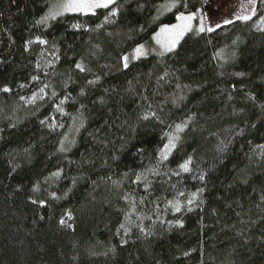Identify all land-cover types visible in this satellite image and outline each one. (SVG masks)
Returning <instances> with one entry per match:
<instances>
[{"label": "trees", "instance_id": "1", "mask_svg": "<svg viewBox=\"0 0 264 264\" xmlns=\"http://www.w3.org/2000/svg\"><path fill=\"white\" fill-rule=\"evenodd\" d=\"M217 1L0 0V264H264V0L123 63Z\"/></svg>", "mask_w": 264, "mask_h": 264}, {"label": "snow or ice", "instance_id": "2", "mask_svg": "<svg viewBox=\"0 0 264 264\" xmlns=\"http://www.w3.org/2000/svg\"><path fill=\"white\" fill-rule=\"evenodd\" d=\"M115 3V0H64V2L56 7H58L59 10H52L50 9L49 13L45 16L42 17L40 21H38V23H44L46 22L49 18L51 19H56L57 16L63 15L64 13H80V14H93L95 15V11L97 9H107L109 8L111 5H113ZM178 3V0H173V2L169 5H166L165 7L168 8V10H171V8L176 7ZM185 7H187V4L184 5ZM117 9H112L110 12V15L112 16H116L117 15ZM255 14L254 10H253V15ZM197 18V13H189L188 15H185L184 13H180L176 19L177 21H179L180 23L174 24V25H165L164 27H162L160 29V33H157L155 39H157V42H159V36L163 33H169L170 34V39L168 40V42L165 44V50L166 51H172L176 45L179 43V41L183 38V36L185 35V33L192 31V21L194 19ZM241 19H251V16H243L240 17ZM105 20L107 22V17H105ZM229 21H226V23ZM262 22H264V18H262ZM73 27H80L79 25H73ZM99 27V25H98ZM205 30L204 26H203V19H201V26L199 27L198 31L199 32H203ZM208 31H212L211 28H208ZM40 43H47L44 40H40ZM137 55H143V45H140L137 47V49L135 50ZM127 57H124V60L127 61ZM125 67H127V63H125ZM77 68H81V65L77 64ZM81 70H83L81 68ZM35 79V78H34ZM4 91H9V89L5 88ZM41 92H43V89H41ZM21 99H24L23 97ZM35 96L32 98V100L34 101ZM63 103V102H62ZM58 111H63L62 108H59L58 106ZM148 117L145 116L144 119H147ZM177 130H180V126H177ZM176 138L175 137H169L168 139V143L164 145V148L161 150L160 153V157L162 160L167 159L168 155L170 154L172 148L175 147L174 144V140ZM63 150V149H62ZM191 163V160H187L185 161L183 164L180 165V168L187 172L189 171V164ZM53 175H59V172L54 173ZM201 179H203V176L200 177ZM137 179H139V177H137ZM199 191H203V189H200ZM54 195V194H53ZM192 199H190L188 201L189 204H192L195 200L196 197V193L192 194ZM180 207L177 204L176 205V211H179ZM61 223L63 224L64 221H61ZM121 227L123 228L124 226L121 225Z\"/></svg>", "mask_w": 264, "mask_h": 264}, {"label": "rangeland", "instance_id": "3", "mask_svg": "<svg viewBox=\"0 0 264 264\" xmlns=\"http://www.w3.org/2000/svg\"><path fill=\"white\" fill-rule=\"evenodd\" d=\"M116 1L117 0H115V2ZM258 1L259 0H218L216 2V4L210 8V10L207 12V14H202L201 17L199 18V20H198V18H196L192 21V31L199 32L198 29L201 26V19H203V26L205 28V30L203 32L208 31V28L215 30L222 25L229 24V23H232L235 21L250 20V19H247V20L241 19L240 17L251 16V18H252L254 16L253 10L255 12V8H256ZM63 2H64V0H51V3H52L51 9L52 10H59L58 7H56V6L62 4ZM64 14H69V13H64ZM70 14H80V13H70ZM184 14L188 15L189 13H184ZM87 15H91V14H87ZM197 20H198V23L195 24ZM226 21H229V22L226 23ZM177 23H180V22L176 21V23H174V24H177ZM174 24H172V25H174ZM169 26H171V25H169ZM160 29L153 36L152 44H142L144 54L143 55H137V53L135 51L137 49V47H136L131 53L124 56V57L128 58L127 61H125L123 58L124 65H125V63H127V66H128L131 62L137 61L139 59H143V58H145L151 54H167V53H170L177 48V46L181 42V40L189 33V32L185 33L183 38L179 41V43L176 45V47L172 51H166L165 50V44L170 39V34L169 33L161 34L159 36V42H157V39H155V37H156L157 33H160Z\"/></svg>", "mask_w": 264, "mask_h": 264}]
</instances>
